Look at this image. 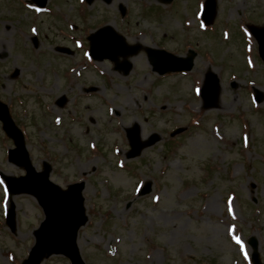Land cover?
<instances>
[{
  "label": "rangeland",
  "instance_id": "rangeland-1",
  "mask_svg": "<svg viewBox=\"0 0 264 264\" xmlns=\"http://www.w3.org/2000/svg\"><path fill=\"white\" fill-rule=\"evenodd\" d=\"M216 1L211 32L197 13L202 0H48L41 13L28 9V0H0V97L24 130L37 169L50 161L51 179L62 187L86 180L89 220L78 245L87 264H252L251 236L264 263V61L256 39L240 32L243 24L264 26V0ZM107 23L130 44L180 55L193 48V69L159 75L142 50L124 74L109 60L86 64L82 50L55 51L76 49L69 34L84 39L72 27L87 33ZM71 66L82 73L66 77ZM209 68L222 88L217 106L205 108L197 87ZM89 86L95 90L83 92ZM63 94L61 108L55 100ZM135 124L143 140L153 133L160 139L127 159L126 128ZM176 127L186 130L171 137ZM13 146L0 122V170L18 176L23 169L7 159ZM149 180L152 191L138 196ZM12 201L14 233L5 223L10 199L0 178V264L27 257L44 218L33 196ZM42 264L70 262L52 255Z\"/></svg>",
  "mask_w": 264,
  "mask_h": 264
},
{
  "label": "water",
  "instance_id": "water-1",
  "mask_svg": "<svg viewBox=\"0 0 264 264\" xmlns=\"http://www.w3.org/2000/svg\"><path fill=\"white\" fill-rule=\"evenodd\" d=\"M90 3L93 0H88ZM109 3L111 0H105ZM169 2L171 0H163ZM45 4V0H39ZM216 11V0H207L204 10V19L214 17ZM212 20V19H211ZM210 20V21H211ZM258 39L261 56L264 58V28L256 26L250 27ZM112 27L106 26L90 37L92 54L97 59L109 58L115 63L117 69H124L127 73L132 64L128 62V56L136 54L141 49L140 45H127L124 38L114 35ZM149 59L153 64L154 70L159 73L167 71L191 69L195 53L191 51L188 58L174 56L163 50L146 48ZM120 57L123 60L120 61ZM18 74V70L14 75ZM220 94V81L215 73L207 74L206 82L202 90V96L207 107L216 105ZM257 100H262L258 93ZM0 119L4 123V129L11 136L17 147L10 150V160L27 170L25 176L10 177L3 175L7 181L11 194L29 193L34 195L45 211L46 218L42 221L40 227L34 232L36 244L32 248L30 256L24 264H40L44 257L53 253H63L69 256L73 264H85L80 256L77 246V233L87 217L84 209V198L82 190L84 183H76L63 190L59 185L50 180L51 166L44 163V169L37 171L32 165L30 156L26 150L24 137L21 130L15 125L10 117L6 104L0 102ZM179 129L177 132L181 131ZM128 138L132 146L128 157H134L140 154L141 150L155 143L159 136L153 134L150 138L142 142L140 130L137 125L128 129ZM151 190V183H146L141 193H147ZM8 225L12 230L15 229L14 205L9 210L7 218ZM250 244L254 249L253 260L255 264H262L257 252L258 243L255 238L250 239Z\"/></svg>",
  "mask_w": 264,
  "mask_h": 264
},
{
  "label": "snow or ice",
  "instance_id": "snow-or-ice-1",
  "mask_svg": "<svg viewBox=\"0 0 264 264\" xmlns=\"http://www.w3.org/2000/svg\"><path fill=\"white\" fill-rule=\"evenodd\" d=\"M237 243H239L240 241L237 239V241H236Z\"/></svg>",
  "mask_w": 264,
  "mask_h": 264
}]
</instances>
